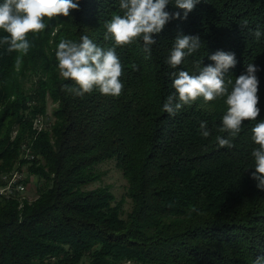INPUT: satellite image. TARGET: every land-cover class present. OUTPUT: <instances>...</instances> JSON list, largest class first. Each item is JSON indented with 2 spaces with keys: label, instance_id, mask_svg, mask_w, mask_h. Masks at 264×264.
<instances>
[{
  "label": "trees",
  "instance_id": "obj_1",
  "mask_svg": "<svg viewBox=\"0 0 264 264\" xmlns=\"http://www.w3.org/2000/svg\"><path fill=\"white\" fill-rule=\"evenodd\" d=\"M166 11L181 18L154 36L150 56L142 41L116 49L119 97L67 93L64 85L73 82L59 75L55 57L61 39L87 35L113 46L103 38L104 23L122 15L119 0H79L70 17L30 33L19 70L18 53L0 44V186L18 164L41 180L33 200L0 197V264H253L264 255V190L251 178V128L264 120V0H200L186 19L170 0ZM257 27L259 40L251 34ZM181 33L198 36L201 48L173 69L167 59ZM218 50L236 57L226 79L246 73L247 63L258 68L260 114L244 121L232 148L215 139L226 135L218 132L223 99L209 110L201 99L175 116L163 111L175 92L171 73H195V61L214 64L209 56ZM49 102L51 127L39 131L35 119L48 114ZM25 144L35 155L31 164L21 159ZM111 161L128 182L126 215L109 187L88 189L101 180L97 167Z\"/></svg>",
  "mask_w": 264,
  "mask_h": 264
},
{
  "label": "clouds",
  "instance_id": "obj_2",
  "mask_svg": "<svg viewBox=\"0 0 264 264\" xmlns=\"http://www.w3.org/2000/svg\"><path fill=\"white\" fill-rule=\"evenodd\" d=\"M200 0H174L175 7L183 10V19L193 11ZM170 0H119L121 14L113 15L104 23L105 41H112L113 46L101 47L87 35L79 41L61 39L55 49L59 75L72 85H64V90L76 97H83L98 91L101 95L119 97L124 84L121 81L123 65L117 55V48L143 42V49L148 56L156 44L154 39L165 25L173 19H180V12L166 11ZM73 10H79V0H3L0 3V30L6 35L0 37V44L7 45L9 53H18L15 67L19 70L23 56L27 55L32 44L29 34L42 33L48 23L60 16L70 17ZM245 20L241 28H247ZM259 40L262 32L259 27L251 32ZM201 48L198 36L178 34L167 59L173 69L182 65L185 58ZM214 62L201 67V61H195L196 72L179 70L171 73L172 87L175 92L169 95L163 104V111L175 116L185 106H192L203 100L201 108L209 110V102L223 99L226 111L222 116L218 132L226 135L215 137L219 147H234L233 140L240 134L244 121H257L260 114L257 66L247 63L246 73L233 81L225 74L237 61L234 53L218 50L209 56ZM133 70H138L133 65ZM199 130L204 138L211 135L207 121H201ZM251 140L255 147L251 152L253 166L251 178L256 187L264 190V120L256 122L251 128ZM195 210V209H194ZM253 264H264V255L257 256Z\"/></svg>",
  "mask_w": 264,
  "mask_h": 264
},
{
  "label": "rangeland",
  "instance_id": "obj_3",
  "mask_svg": "<svg viewBox=\"0 0 264 264\" xmlns=\"http://www.w3.org/2000/svg\"><path fill=\"white\" fill-rule=\"evenodd\" d=\"M55 105L49 102L48 114L52 116ZM20 168V165H16L15 168ZM22 171L26 176V191L24 192L25 198L33 200L38 195V188L41 185V180L37 175H33L29 171V166H24ZM96 171L101 175V180L88 187V189H96L98 187H109L115 194L117 200H124L123 210L126 215L132 208V201L128 198V182L125 179L121 170L116 166V163L111 161L104 163L97 167ZM3 175V174H2Z\"/></svg>",
  "mask_w": 264,
  "mask_h": 264
},
{
  "label": "built area",
  "instance_id": "obj_4",
  "mask_svg": "<svg viewBox=\"0 0 264 264\" xmlns=\"http://www.w3.org/2000/svg\"><path fill=\"white\" fill-rule=\"evenodd\" d=\"M47 115H40L35 119V127L38 128L39 131H46L51 127V124H48ZM21 159H27L28 164H31L33 159H35V155L32 153L29 145L25 144L23 146V153L21 155ZM2 181V180H1ZM3 184L0 186V197L1 196H17L23 197L24 192L26 191V176L25 173L21 170V168H17L15 172H13L12 180L2 181Z\"/></svg>",
  "mask_w": 264,
  "mask_h": 264
},
{
  "label": "bare ground",
  "instance_id": "obj_5",
  "mask_svg": "<svg viewBox=\"0 0 264 264\" xmlns=\"http://www.w3.org/2000/svg\"><path fill=\"white\" fill-rule=\"evenodd\" d=\"M12 177H13V172L12 173H9V174H5L3 176V180L4 181H9V180H12ZM1 197H8V198H10L11 196H1Z\"/></svg>",
  "mask_w": 264,
  "mask_h": 264
}]
</instances>
